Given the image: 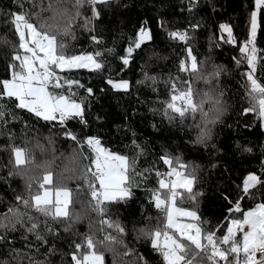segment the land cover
<instances>
[{"label": "trees", "instance_id": "obj_1", "mask_svg": "<svg viewBox=\"0 0 264 264\" xmlns=\"http://www.w3.org/2000/svg\"><path fill=\"white\" fill-rule=\"evenodd\" d=\"M34 2L39 4L41 0H0V79L10 78L6 66L18 51L10 23L11 13L38 11L32 7ZM98 10L100 16L85 27V20L92 16L90 7L85 4L80 9L81 16L73 22L70 34L57 35L58 41L66 45L67 55L103 53L104 68L100 72L79 69L61 73L94 90L89 96L85 89H75L77 99H83L85 103L86 123L76 118L67 122V129L81 141L88 136L99 138L105 148L135 160L136 171L144 175L136 178L139 187L132 188V197L110 205L106 214L125 228L124 244L113 245L112 251L98 245L97 250L104 253V264H136L139 255L145 257L148 264H162L160 255L151 250L150 241L137 238L140 228H155L158 219L163 218L150 203V190L158 187L155 171L168 170L162 164L161 156L179 157L189 171L195 170L194 192L202 195H198L195 202L186 197L178 206L197 211L203 227L217 231V236L226 231L228 219L242 218L240 213L232 214L228 209L234 206L231 202L241 196L244 178L255 173L264 179V125L255 114L244 113L250 106L245 89L246 65L238 66L233 59L239 58L238 46L224 43L219 38L221 24L231 25L239 42L247 38L254 0H110ZM70 14L75 15V9ZM49 15L46 13L45 19ZM31 22H37L35 15ZM49 23L53 21L49 20ZM55 23L62 28L66 21L57 17ZM141 28L150 32L151 39L134 50L129 64L124 65L121 57L127 55V48ZM173 31L187 32L189 39H173L169 35ZM92 36L101 43L93 42ZM256 43L259 55L264 56V21L257 31ZM188 47L197 58L201 75L209 82L195 81L189 73L179 70L181 60L190 63ZM261 64L264 65V61ZM216 67L223 71L213 78L210 74ZM257 75L264 82V71L258 69ZM146 76L152 79H146ZM109 78L129 81L128 91L111 88L106 83ZM185 80H193V86L198 90L222 94L223 114L216 124L209 126L211 139L205 144L194 142L197 130L192 125L198 122V115L196 121L189 117L181 123L179 119L169 122L163 114L165 102L170 98L171 82L180 84ZM133 141L138 148L133 146ZM11 147L26 148L36 164L47 162L54 178L60 174L80 176V170L88 163L81 155L86 156L90 151L65 138L57 122H46L26 110L9 106L5 120H0V213L13 206L25 211L15 196L28 198L26 183L29 178L43 175V169L33 171L32 166L15 174L17 170L9 163ZM245 148L251 151H244ZM10 172L13 174L9 175ZM31 182L35 191L36 180ZM65 183L73 190L77 201L69 211L81 219L54 222L35 210H28L40 224L39 234L44 237L43 241L36 239V233H28L27 225H18L15 232L7 234L11 243L0 246V259L11 261L15 253H9L14 248L25 257L21 264H28L27 257L40 264H73L71 253L75 251V243H83L87 235H93L96 240H102L108 233L116 235L113 229L98 230L100 217L91 210L90 196L83 181L66 179ZM78 186L85 190L77 193ZM254 196L241 201L243 210L264 199V188L255 191ZM69 224L70 230L65 231ZM48 227L51 232L46 230ZM220 228L223 231H219ZM0 234H3L2 229ZM129 249L132 253L124 255Z\"/></svg>", "mask_w": 264, "mask_h": 264}, {"label": "snow or ice", "instance_id": "obj_2", "mask_svg": "<svg viewBox=\"0 0 264 264\" xmlns=\"http://www.w3.org/2000/svg\"><path fill=\"white\" fill-rule=\"evenodd\" d=\"M109 3L110 0H47L45 4L44 0H41L39 4L34 2L32 5L33 8H38V11L11 13L10 23L18 51L11 56V63L6 66L10 78L0 79V120H5L9 106L26 110L43 121L57 122L65 138L76 143L81 149L86 146L90 151L86 156L81 155V159L87 160L88 163L80 170V176L65 177L60 174L58 178H54L47 162L36 164L26 148L11 147L12 159L9 163L17 170L15 174H21L20 170L32 166L33 171L43 169V175L29 178L26 183L28 198L22 195L15 196V200L23 205L25 211L13 206L0 213V229L3 230V234H0V246L11 243L7 239V234L15 232L18 225L20 227L27 225L26 231L36 233V239L43 241L44 237L39 234L40 224L28 210H35L54 222H75L81 219L78 214L73 216L69 211L70 206L77 201L74 199L73 190L66 186V179H79L86 185L91 210L100 217L98 230L113 229L116 232V235L111 233L104 235L102 240L87 235L83 243H75V251L71 253L73 264H104V253L98 251L97 246L102 245L112 251L113 245L124 244L122 235L125 234V228L118 220H112L106 214L110 205H116L132 197V188L139 187V184L135 183L136 178L144 174L136 171L135 160L105 148L99 138L88 136L81 141L75 133L67 129V122L76 118H79L81 123H86L85 103L83 99H77L75 89L83 88L89 96L94 94V90L85 87L78 79L61 73L79 69L100 72L104 68L101 61L103 53L96 51L67 55L66 45L57 38L58 34H70L73 22L81 16L80 9L85 4L90 7L92 13V16L85 20L84 26L87 27L93 19L100 16L99 6H106ZM72 9H75V15L70 14ZM46 13L50 14L48 19H45ZM33 15L36 17V23L31 22ZM57 17H62L66 21L62 28L55 23ZM49 20L53 23H49ZM262 21L264 0H254L247 38L242 43L239 42L229 24L219 26L221 31L219 38L224 43L238 46L239 58L233 59L238 66L246 65L245 89L250 104L244 109V113L255 114L264 124V82H261L257 75L258 69L264 71V65L261 64L264 56L258 55L256 47V35ZM223 33L227 35L224 36ZM169 35L180 41L189 39L187 32L173 31ZM91 39L95 43H101L96 36H92ZM150 39V32L141 28L127 48V55L121 57L123 64L128 65L134 50L140 49L144 42ZM186 52L190 63L181 60L179 70L189 73L195 81L209 82L207 77L201 75L191 47H188ZM222 71V68L216 67L210 76L218 77ZM146 79L152 78L146 76ZM106 83L117 91L126 92L130 87L127 80L109 78ZM180 84L177 81L171 82L170 98L165 102L163 114L169 122L179 119L181 123L189 117L196 121L198 115V122L192 125L197 130L194 142L205 144L211 139L212 130L209 126L216 124L223 114L224 105L220 98L222 94H215L212 90H198L193 86V80H185ZM133 146L139 147L135 141ZM243 150L251 151L250 148ZM160 160L168 170L155 171L158 187L150 190V203L163 214V218L158 219L155 228H140L137 238L150 241L151 250L160 255L162 264H264V199L246 211L241 208L243 199L249 196L255 198V191L264 188V179L255 173H249L244 178L241 196L232 201L234 206L228 209L229 213H240L242 218L228 219L226 231L222 236H217V231H209L203 227L197 211L178 206L186 197L195 202L197 196L202 195L194 192L195 170L189 171L188 166L181 163L179 157L165 154ZM32 180H36L37 183L35 191ZM84 190L78 186L76 192ZM70 227L71 224L64 230L69 231ZM46 230L52 231L50 227ZM218 230L223 231V228ZM12 253L15 255H12L11 261L0 259V264L13 262L21 264L25 257L14 248L10 250L9 255ZM131 253L132 250L129 249L124 255ZM27 259L28 264H40L31 257ZM136 264H148V261L139 255Z\"/></svg>", "mask_w": 264, "mask_h": 264}, {"label": "built area", "instance_id": "obj_3", "mask_svg": "<svg viewBox=\"0 0 264 264\" xmlns=\"http://www.w3.org/2000/svg\"><path fill=\"white\" fill-rule=\"evenodd\" d=\"M256 47H257V49H258V55H259V48H258V46H257V43H256Z\"/></svg>", "mask_w": 264, "mask_h": 264}, {"label": "rangeland", "instance_id": "obj_4", "mask_svg": "<svg viewBox=\"0 0 264 264\" xmlns=\"http://www.w3.org/2000/svg\"><path fill=\"white\" fill-rule=\"evenodd\" d=\"M264 125V124H263Z\"/></svg>", "mask_w": 264, "mask_h": 264}]
</instances>
